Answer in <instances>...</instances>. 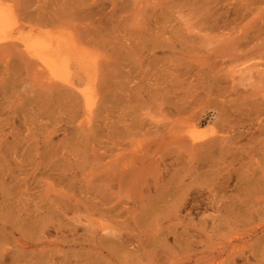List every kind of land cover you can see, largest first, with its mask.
Listing matches in <instances>:
<instances>
[{
  "label": "rangeland",
  "instance_id": "obj_1",
  "mask_svg": "<svg viewBox=\"0 0 264 264\" xmlns=\"http://www.w3.org/2000/svg\"><path fill=\"white\" fill-rule=\"evenodd\" d=\"M0 9V264H264V0Z\"/></svg>",
  "mask_w": 264,
  "mask_h": 264
},
{
  "label": "bare ground",
  "instance_id": "obj_2",
  "mask_svg": "<svg viewBox=\"0 0 264 264\" xmlns=\"http://www.w3.org/2000/svg\"><path fill=\"white\" fill-rule=\"evenodd\" d=\"M3 16H4L3 12L0 9V31H3V29L5 28V26L3 25V22H2ZM37 43L38 42H32L31 43L29 41H25L23 43V45H24L23 47L27 51L31 50L34 53L33 56H35V58H38V60L41 61L40 65L41 64L44 65V68H45V70L43 68L42 71L43 72L46 71V73L48 75V79L49 80H54L55 82L57 80L63 81L64 83L69 84L71 87L74 86V84L68 78L69 69H70V66H69L70 65V59H69L70 57H68V55H69L68 53H69V49H70L69 43L67 41L63 40V39H57V40L50 39V40H48V44H47L46 48L44 50H42L41 53H39L40 50L38 49V47L34 45V44H37ZM47 51H48V53H51V54L45 55L47 53ZM78 58H80V60L79 59L78 60L82 63V66H86V64H88L87 63V59L85 58V56L82 57V56L78 55ZM26 59H27V55H26ZM33 61H34V59H33ZM37 62L38 61L36 60L35 63H37ZM35 66L37 67V64H35ZM42 71H40L39 73H41ZM81 95L83 97L82 100H83V103H84L85 111L87 113H91L92 102H91L90 96H88V93L85 92V91L81 92Z\"/></svg>",
  "mask_w": 264,
  "mask_h": 264
}]
</instances>
